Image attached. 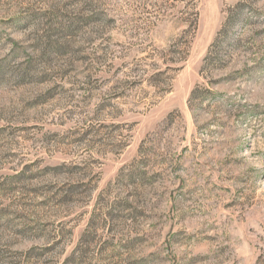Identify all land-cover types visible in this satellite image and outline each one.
Masks as SVG:
<instances>
[{
    "label": "rangeland",
    "instance_id": "rangeland-1",
    "mask_svg": "<svg viewBox=\"0 0 264 264\" xmlns=\"http://www.w3.org/2000/svg\"><path fill=\"white\" fill-rule=\"evenodd\" d=\"M0 264H264V0H0Z\"/></svg>",
    "mask_w": 264,
    "mask_h": 264
},
{
    "label": "trees",
    "instance_id": "trees-1",
    "mask_svg": "<svg viewBox=\"0 0 264 264\" xmlns=\"http://www.w3.org/2000/svg\"><path fill=\"white\" fill-rule=\"evenodd\" d=\"M197 18H198V13L197 12H195L194 13V19H193V24H192V26H193V29H196V24H197ZM184 45V44H183ZM184 46H186V45H184ZM207 93L209 94V92L207 91ZM198 95V88H196V89H194L193 91H192V93H191V99H193L195 96H197Z\"/></svg>",
    "mask_w": 264,
    "mask_h": 264
}]
</instances>
